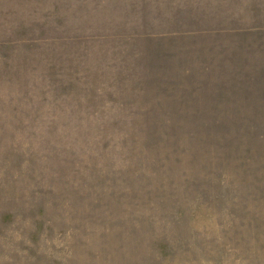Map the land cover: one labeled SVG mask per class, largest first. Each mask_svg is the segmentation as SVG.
Here are the masks:
<instances>
[{
	"label": "rangeland",
	"instance_id": "obj_1",
	"mask_svg": "<svg viewBox=\"0 0 264 264\" xmlns=\"http://www.w3.org/2000/svg\"><path fill=\"white\" fill-rule=\"evenodd\" d=\"M258 21L264 0H0V264H264L262 143L225 159L213 132L157 153L144 135L264 117V80L242 79L264 70ZM201 25L237 32L147 37ZM196 45L248 64L153 66Z\"/></svg>",
	"mask_w": 264,
	"mask_h": 264
},
{
	"label": "trees",
	"instance_id": "obj_2",
	"mask_svg": "<svg viewBox=\"0 0 264 264\" xmlns=\"http://www.w3.org/2000/svg\"><path fill=\"white\" fill-rule=\"evenodd\" d=\"M263 10V9H262ZM257 15H260L257 13ZM252 25L256 26H251L247 32H255L258 36L264 34V23H261L258 21V23H254ZM206 27V28H202ZM230 32L235 33L237 32L236 29H228V28H213L210 29L207 26H194L193 28H187L183 30L181 33H173V34H165L164 35L158 34V35H148L147 37L150 40L154 41H159L163 40L168 41V40H173L175 38H180V37H185L189 36L191 38H205L209 34L216 33L218 35L220 34H230ZM239 35V34H238ZM178 36V37H177ZM201 36V37H199ZM162 38V39H160ZM197 40H192L188 41V46L193 45L194 42L198 41ZM244 45L242 44V47ZM196 50H191L188 52V56L186 58L184 57H174L170 53L169 48H165L162 53L161 57L159 60H157V63L154 64L153 66L155 67H161L159 69L160 74H165L166 70L168 71L170 67H183L184 62L187 60V62H193L197 64L202 69L204 74H209L212 72V69H220L218 70L219 73L217 75H222L221 79H218L220 82L225 81V78L230 76V74H234L233 70L239 66V70L237 73H240L241 68L244 66V64H248V62L239 61L236 62L234 61L231 65L229 66L226 64V56L230 55V52L227 50V47H223V45L219 46L218 50H215L213 53L210 55H213L212 58H206L205 56L202 57L200 56L196 51H198V45L195 46ZM215 48V47H214ZM264 48V46L262 47ZM191 49V47L189 48ZM198 49V50H197ZM200 58V59H199ZM207 59V60H212L214 61V64L210 61L211 65L206 62L204 64L201 63V60ZM264 60V53H262V60L260 61L263 64ZM198 63H197V62ZM228 63H229V58H228ZM184 75L186 76H191L192 72L188 66H185V70H182ZM248 71V70H247ZM253 70L252 73H248L244 76H242V79L250 80L252 83H255L256 86H261L263 83L262 81L264 80V70ZM221 72V74H220ZM242 73V71H241ZM224 75H227L224 77ZM218 83V82H217ZM213 93V92H212ZM211 93V95H212ZM259 94H261L259 92ZM215 94H213L214 96ZM204 119H187V117H169L166 119H148L145 122V128L144 135L148 136L150 142L149 146L151 147V150L148 151L149 153L154 151L157 153V151L161 148H170L174 149L175 151L178 150L180 145H178L179 142L185 141L189 137L195 138L197 136V131H201L204 135H208V132H213L217 138V143L221 148H229V150L226 149L224 152V158L225 159H230L231 157H234V152H239L241 154L246 153L249 154L251 151H253L252 145L253 143L256 145L257 143L251 142L253 138L256 139L257 142L262 143L260 150H264V117H203ZM207 118V119H206ZM245 137L243 140L242 137ZM248 138V139H247ZM250 141V144H248ZM248 144V146H247ZM168 149V150H170ZM243 149V150H239ZM162 150V149H161ZM165 150V149H163ZM173 153H178V152H173ZM231 154V155H230ZM240 154V155H241ZM158 156V154H157ZM239 156V154H236V158ZM232 160V159H231ZM241 161V160H240ZM252 161V158L248 160V164Z\"/></svg>",
	"mask_w": 264,
	"mask_h": 264
}]
</instances>
